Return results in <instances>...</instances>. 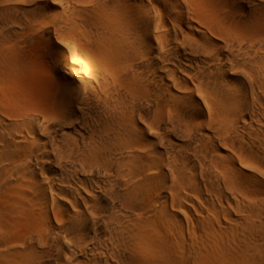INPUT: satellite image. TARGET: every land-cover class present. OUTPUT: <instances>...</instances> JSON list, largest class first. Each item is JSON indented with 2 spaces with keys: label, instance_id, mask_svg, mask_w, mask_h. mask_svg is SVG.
<instances>
[{
  "label": "bare ground",
  "instance_id": "6f19581e",
  "mask_svg": "<svg viewBox=\"0 0 264 264\" xmlns=\"http://www.w3.org/2000/svg\"><path fill=\"white\" fill-rule=\"evenodd\" d=\"M0 264H264V0H0Z\"/></svg>",
  "mask_w": 264,
  "mask_h": 264
}]
</instances>
